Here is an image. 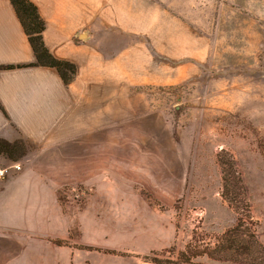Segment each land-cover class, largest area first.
<instances>
[{"label": "crops", "instance_id": "1", "mask_svg": "<svg viewBox=\"0 0 264 264\" xmlns=\"http://www.w3.org/2000/svg\"><path fill=\"white\" fill-rule=\"evenodd\" d=\"M29 1L45 22L46 48L73 63L76 74L65 85L54 69L28 66L35 62L31 47L10 1L0 0V66H15L0 70V139L29 146L17 162L0 157V170L8 169L0 176V264L139 260L160 247L133 253L102 245L100 237L118 236L111 207L108 218L99 216L92 193L71 218L59 192L91 186L100 180L103 159L117 161V142L103 134L117 133L119 121L134 116L135 85L165 81L161 60L185 67L207 61L226 23L264 20V0ZM161 233L153 236L157 243Z\"/></svg>", "mask_w": 264, "mask_h": 264}, {"label": "rangeland", "instance_id": "2", "mask_svg": "<svg viewBox=\"0 0 264 264\" xmlns=\"http://www.w3.org/2000/svg\"><path fill=\"white\" fill-rule=\"evenodd\" d=\"M253 24L226 23L205 62L185 67L187 62L161 60L165 81L135 85L134 116L119 121L117 133L103 134L104 141L117 142V161L103 159L100 180L91 186L72 184L59 192L71 218L92 193L99 216L108 218L111 207L118 236L100 237L102 245L133 253L160 247L139 260L108 258L106 264L173 259L193 232L199 246L214 245L234 226L237 215L221 198L220 150L238 165L264 245V20ZM158 231L161 243L153 237ZM191 264L234 263L203 256Z\"/></svg>", "mask_w": 264, "mask_h": 264}, {"label": "trees", "instance_id": "3", "mask_svg": "<svg viewBox=\"0 0 264 264\" xmlns=\"http://www.w3.org/2000/svg\"><path fill=\"white\" fill-rule=\"evenodd\" d=\"M9 1L35 58V62L28 66L52 68L65 85L69 84L76 74V66L71 62L55 58L48 51L42 37L45 22L36 6L29 0ZM13 68L15 66H0V70ZM28 151L29 146L23 140L10 142L0 139V157L17 162ZM216 160L221 171V198L237 215L235 225L218 236L214 245L199 246L196 242L197 234L193 232L191 239L175 258L164 260L152 258L149 262L153 264H191L193 260L206 256L213 260L228 261L234 264H264V245L259 241L254 229L255 222L250 215L247 191L238 165L234 157L224 150L217 153ZM55 243L63 245L65 242L56 241ZM80 248L91 249L90 247Z\"/></svg>", "mask_w": 264, "mask_h": 264}, {"label": "built area", "instance_id": "4", "mask_svg": "<svg viewBox=\"0 0 264 264\" xmlns=\"http://www.w3.org/2000/svg\"><path fill=\"white\" fill-rule=\"evenodd\" d=\"M14 169H15V170H19L20 167H19L18 165H15V166H14ZM7 170H8L7 168L1 169V170H0V176H1V177H4L5 174L7 173Z\"/></svg>", "mask_w": 264, "mask_h": 264}]
</instances>
